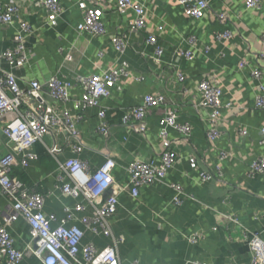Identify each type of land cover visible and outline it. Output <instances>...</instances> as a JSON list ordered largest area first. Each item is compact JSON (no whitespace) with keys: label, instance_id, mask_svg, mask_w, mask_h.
<instances>
[{"label":"crops","instance_id":"0c3cea01","mask_svg":"<svg viewBox=\"0 0 264 264\" xmlns=\"http://www.w3.org/2000/svg\"><path fill=\"white\" fill-rule=\"evenodd\" d=\"M80 1L95 5L94 0H60V15L55 24L49 25L43 0H0L18 8L12 23L0 24V52L13 47L20 21L31 30L25 39L29 59L22 68L13 70L20 88H28L31 80L56 76L71 82V97L80 98L82 89L75 76L101 74L122 62L129 71L101 99V105L106 107L107 134L97 132V109L88 107L77 121L78 138L84 145L78 155L72 152L77 140L68 133L48 134L44 142H36L31 148L36 158L25 167L15 164L11 176L28 191L47 196L43 209L56 216L52 226H57L64 207L76 202L59 188L62 170L58 161L78 156L95 169L109 156L117 164L115 180L127 184L126 167L131 161L159 163L163 148L158 138V119L165 107L174 108L178 123L191 127L188 137L174 131L169 134L177 163L164 180L142 186L138 197H132L127 190L119 194L117 211L109 219L113 235L122 238L117 246L120 264H250L245 231L257 233L264 241V175L247 174L250 164L264 156V107L255 104L256 96L264 95V0H260L258 8L251 9L245 7L244 0H210L200 18L184 14L177 0H136L145 10L147 24L133 31L128 24L134 12L128 9L121 13L115 8L116 0H102L105 33L100 36L77 31V23L83 20ZM219 13L224 14V19L219 18ZM224 30L230 32V37L218 40L217 33ZM151 34L164 50L159 57L154 54V45L147 43ZM116 35L127 42L123 53L111 43ZM191 36L196 39L193 46L187 41ZM179 48H190L192 58L177 56ZM242 60L245 64L240 67ZM2 66L7 68L5 62ZM254 70L260 71L259 78L253 77ZM178 72L184 75V82H179ZM203 79H211L222 90V106L214 125L212 109L199 104L202 94L198 83ZM153 92L164 93L165 104L147 114L146 131L124 124L125 109ZM44 97L48 103L57 104L46 93ZM66 108L72 114L80 112L71 105ZM208 127H216V139L207 138ZM241 128L245 134L239 132ZM1 139L6 142V137ZM54 143L61 147L55 156L46 150V145ZM221 151L229 154L223 161L219 160ZM192 158L195 167L191 166ZM16 159L19 162L20 156ZM204 172L213 177L203 182ZM63 181L70 180L64 176ZM171 184L180 185L182 193L177 194ZM177 195L180 204L173 202ZM9 206L8 199L0 193V223ZM90 213L87 208L76 216ZM77 224L84 229L78 221ZM85 231L83 244L90 242L102 248L112 242ZM8 232L18 250L28 247L30 235L23 216L15 218ZM195 232H200L201 238L192 242L189 236ZM18 264L43 263L29 254Z\"/></svg>","mask_w":264,"mask_h":264},{"label":"built area","instance_id":"2783aa9c","mask_svg":"<svg viewBox=\"0 0 264 264\" xmlns=\"http://www.w3.org/2000/svg\"><path fill=\"white\" fill-rule=\"evenodd\" d=\"M102 0H94L95 5H87L80 1L78 6L83 10V20L77 23L78 32H89L93 36H100L105 33L104 23L101 19L103 10ZM182 7L184 14L193 18H200L209 7L210 0H177ZM246 8H258L260 0H244ZM43 6L48 24H55L60 15V0H43ZM115 8L123 13L130 9L135 17L128 24L129 30L143 29L147 24L145 10L136 0H116ZM18 8L14 4L0 3V24L7 25L17 17ZM224 19V14H218ZM159 30L162 26L158 27ZM29 25L20 21L14 36L12 48L0 52V193L9 201V209L2 213L3 222L0 223V264H18L24 256L32 254L42 260L43 264H120L118 244L122 238L113 235L109 219L118 208V196L123 191L136 198L142 186L153 184L156 181L164 180L167 171L173 168L178 161V155L169 137L171 131L188 137L191 127L188 123L179 124L177 111L174 108L164 109L158 119V138L162 144V152L159 156V163L133 160L126 167L128 174L127 184H120L114 178L116 162L109 156L98 168L92 169L89 164L78 156L70 157L64 161H58V167L62 175L58 179L62 181L60 190L64 195H69L76 200L72 206L64 207V216L57 226H52L57 220L52 213H46L43 209L46 197L44 194L28 191L24 184L14 179L11 174L13 166L19 163L25 167L29 160L36 158L31 148L36 142H44L48 134L57 136L60 132L68 133V136L77 140L72 145V152L79 154L84 145L78 138L77 121L82 119L81 111L94 107L97 109L99 123L97 132L107 134L108 124L106 120V107L101 105V99L106 98L109 87L114 86L117 81L129 75L126 62L118 67H109L101 74L78 75L75 80L82 89L80 98H72L70 90L73 84L67 79H59L51 76L43 81L31 80L28 88H20L17 77L13 70H18L28 61L29 53L25 46V39L30 33ZM230 37V32L224 30L217 33L218 40H225ZM147 43L154 45V54L159 57L164 50L157 44L154 34L147 36ZM188 43L193 46L196 39L191 36ZM113 48L119 53L126 49L127 42L122 36L111 38ZM177 56L186 59L192 58V50L179 48ZM7 68L3 67V63ZM245 61L240 62V67ZM179 82H184L185 77L181 72L177 73ZM253 77L259 78V70L252 72ZM198 90L202 94L201 106L212 109L211 124L218 119V110L222 106L221 87L211 79H203L198 83ZM47 94L57 104L48 103L44 97ZM165 104V95L162 92L144 94L140 102L135 106L126 108L122 115V122L137 128L139 131H146L145 117L153 109ZM256 106L264 107V95H257ZM71 105L80 112L72 114L66 106ZM64 106V107H62ZM264 134V126L262 128ZM241 134L246 131L239 129ZM6 137L3 143L1 137ZM206 136L214 140L219 136L216 127L207 128ZM46 150L55 156L61 151L58 143L52 146L46 145ZM20 156L18 162L16 156ZM229 154L225 151L219 152V160H225ZM191 166L195 167L194 158L191 159ZM247 174L251 177L256 174L264 175V156L254 160ZM64 176L69 182H64ZM213 176L210 172L201 175L202 181H207ZM171 187L182 193L178 184H171ZM175 204L181 203L180 196L173 198ZM90 208L89 215L76 216L78 212H84ZM20 215L28 224L30 243L24 250H18L8 232V226ZM233 220V219H232ZM235 220V219H234ZM77 221L84 226L79 227ZM85 230L93 234L101 235L112 240L102 248L88 242L82 243ZM249 249L251 252L250 264H264V241L257 233L246 232ZM201 238L200 232L189 236L190 241L195 242ZM195 264H208L205 261Z\"/></svg>","mask_w":264,"mask_h":264}]
</instances>
